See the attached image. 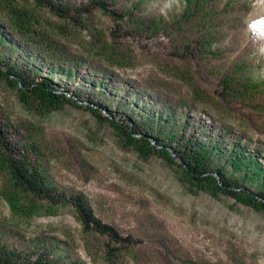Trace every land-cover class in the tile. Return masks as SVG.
I'll return each mask as SVG.
<instances>
[{"label":"rangeland","instance_id":"obj_1","mask_svg":"<svg viewBox=\"0 0 264 264\" xmlns=\"http://www.w3.org/2000/svg\"><path fill=\"white\" fill-rule=\"evenodd\" d=\"M59 1L71 5V16L38 0H0L7 36L0 34V136L126 230L159 219L195 254L223 264H264V204L246 192L226 193L214 179L193 181L175 151L196 138L224 145L233 140L222 137L224 129L264 146V0L213 15L224 24L214 27L219 49L202 57L175 53L191 22L165 26L179 19L184 0H109L121 19L89 7V0ZM32 52L54 54L77 70L50 73ZM7 61L25 69L34 64L61 82L66 99L54 107L36 95L23 97L16 78L1 72ZM241 61L252 66L260 92L223 88V76ZM164 104L176 112L172 126L152 116ZM136 120L143 125L134 133ZM158 128L167 137L165 146L154 147L149 140ZM7 156L0 143V225L67 238L88 264H107L99 249L89 251L74 206L34 198L15 183ZM214 159L251 190L264 189L253 165L239 168L217 153Z\"/></svg>","mask_w":264,"mask_h":264},{"label":"trees","instance_id":"obj_2","mask_svg":"<svg viewBox=\"0 0 264 264\" xmlns=\"http://www.w3.org/2000/svg\"><path fill=\"white\" fill-rule=\"evenodd\" d=\"M38 1L62 17L71 16L72 7L68 3L59 0ZM184 1L179 19H169L165 26L174 29L175 21L191 22L190 25L187 24L189 26L188 40L178 42L175 46L177 48L175 53L178 55L190 53L192 57H202L201 53L208 48L209 54L215 52L213 49H219L216 41L220 38L219 35L216 37L214 34V27L224 24L213 22V15L219 13L220 10H227L230 6L247 5L250 2V0ZM88 5L110 12L115 19L123 18V14L111 8L109 0H89ZM86 9L89 8L86 7ZM206 22L208 24L205 25ZM0 34L2 39L7 37L6 31L1 27ZM38 51L41 50L38 49ZM30 54L42 63L50 64L48 68L50 73L56 70L72 76L77 70V64H66V60L61 61L54 54L48 52ZM5 67L7 68L1 69L2 74L16 78L23 97L36 95L54 107L59 106L66 99L67 90L61 89V82L55 81L48 74H42L34 64L29 63L25 69L7 61ZM222 85L227 91L238 92L240 90L241 92L244 90L248 92L249 90L251 92L254 89L261 91L259 89L261 82L253 78L252 66L243 61L232 66L231 73L223 76ZM152 116L168 127L175 123L176 112L171 110V104H164L159 110L154 111ZM134 124H131L132 131L139 132L143 124L138 120ZM157 130L158 134L153 135L154 140H149V142L154 147L165 146L164 140L167 137L164 134L165 130L163 128ZM225 134L233 137V140L226 142V144L229 143L228 145H221L219 139L214 143H205L199 138L179 145L175 151L185 171L193 181L204 182L214 179L217 186L224 192L233 196L246 192L254 200H259L264 204V189L251 190L239 178L227 175L224 167L214 164V154L217 153L239 168L253 165L254 168L260 170L264 179V163L261 162V158H264V146L253 144L254 141L244 134H235L233 131L224 129L222 137L226 136ZM0 143L8 151L7 161L15 183L36 199L53 204H72L83 223L85 232L89 235V251L92 253L99 249L107 264H131V258L134 259V264H223L189 251L180 238L159 219L143 220L146 222L139 220L130 230H126L115 221L105 219L97 213L85 193L52 182L23 151L19 149L15 151L13 146L5 142L1 136ZM0 264L88 263L67 238L47 233L26 235L13 227L0 225Z\"/></svg>","mask_w":264,"mask_h":264}]
</instances>
